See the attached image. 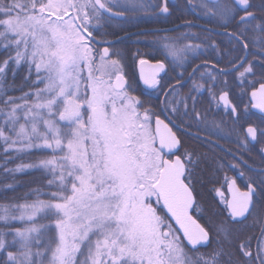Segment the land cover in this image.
<instances>
[{
	"label": "snow or ice",
	"instance_id": "snow-or-ice-1",
	"mask_svg": "<svg viewBox=\"0 0 264 264\" xmlns=\"http://www.w3.org/2000/svg\"><path fill=\"white\" fill-rule=\"evenodd\" d=\"M147 7L145 0H0V49L8 54L0 64V77L9 64L24 61L35 68V83L44 84L43 88H35L21 97L0 98L4 125L14 134L7 135L4 125H0V139L7 145L4 151L41 148L60 153L41 159L36 165H20L16 169H49L54 177L49 186L57 188L50 193V200L0 204V221L5 224L12 220L32 222L38 214L56 217V234L47 237L44 250L33 252V243L38 244L37 237L42 238L51 225L32 223L15 229L11 234L19 248L7 252L3 264H44L42 257L49 252L48 264H223V248L212 247V242L220 244L222 239L226 240L233 220L246 218L253 206L256 187L249 183L241 190L235 178L225 177L230 198L220 190L217 195L227 208L229 219L214 225L194 219L189 212L194 204L188 168L192 164L191 154L165 158L181 145L169 126L179 128V125L168 116L166 123L131 94L121 61L110 58L119 53L93 46L109 43L97 40L94 35L109 21L127 19L125 13H137ZM199 7L220 27L227 28L235 21L237 31L225 34L247 51L244 38L250 30L248 25L258 19L248 11L252 7L249 0H201ZM162 11H168L167 5ZM241 11L243 15H239ZM259 19L262 22L253 30L261 35L254 37L252 43L261 45L260 55L264 56V18ZM179 39L164 36L156 41L173 70L189 62V54L200 48L196 44H178ZM245 61L246 56L240 57L236 64L229 62L230 69L216 72L224 75L235 71ZM139 63L144 84L160 87L157 77L166 71L165 63L150 64L144 59ZM253 63L248 62L244 71L239 72L240 78L254 74ZM145 66L150 69L147 73L143 70ZM200 67L207 64L197 65L188 79L192 80ZM178 75L183 79V73ZM200 78L211 81L207 87L213 101L217 104L222 101L232 113L237 111L229 92H221L217 100L213 91L217 75L210 70L200 73ZM252 83L250 103L264 112V82H259L258 87ZM183 86L177 81L165 91L161 114L170 113L177 120L191 116L197 121L198 131L225 135L215 121L208 122L206 116L196 111V98L191 91L180 95L177 89ZM202 88L205 84L193 80L194 90ZM29 97L34 98L31 103ZM18 100L23 103H17ZM261 136L264 128L249 125L240 142L246 146L249 137L258 141ZM261 152L264 153V147ZM154 205L165 208L170 218L160 215ZM14 210L19 215H14ZM8 234L0 231V250L8 246L4 239ZM200 246L209 250L200 252ZM239 248L253 264H264V224L255 255L251 251V238ZM85 251V259L79 260L78 255ZM227 264H231L230 258Z\"/></svg>",
	"mask_w": 264,
	"mask_h": 264
},
{
	"label": "flooded vegetation",
	"instance_id": "flooded-vegetation-1",
	"mask_svg": "<svg viewBox=\"0 0 264 264\" xmlns=\"http://www.w3.org/2000/svg\"><path fill=\"white\" fill-rule=\"evenodd\" d=\"M200 2L201 0H145V4L148 5L145 10L125 13L127 19H113L115 22L112 25L126 31L123 35L118 36L114 41H107L109 43L93 46L101 51L108 47L112 52L114 50L112 45L115 46L117 42L126 38H135L137 46L134 48V53H137V56L152 54L151 57H136L138 85L150 89L156 88L144 84L139 63L141 59L151 63L163 61L166 71L160 73L157 79L161 82L163 76L168 75V89L170 85L181 81L184 86L177 89L180 95H187L191 91V95L196 98V111L206 116L208 122L215 121L224 130L225 135L223 136L211 135L207 131H198L195 126L197 121L191 116L177 120L168 113V117L174 120L179 128L173 127L172 124L169 126L181 140V145L174 150L173 154L168 155V159H174L177 155L184 158V154H191L192 164L188 165V168L190 169L189 180L193 189L194 204L190 212L201 224L214 225L220 220L229 219L228 210L220 196L217 195V190H220L230 198L225 177L229 180L235 178L241 190H245L249 183L254 184L256 195L253 197V206L250 212L246 213V218L237 217L230 224L231 241L229 242L231 264H253V260L243 257L239 248L242 242L251 238V251L255 255L257 238L260 237L261 226L264 224V184L261 183L264 181V172L260 171L264 169V153L261 152V148L264 147V136L258 137V141H253L249 137V143L246 146L240 142L244 139L249 125L264 128V112L252 107L249 98L253 87L252 82H255V87H258L259 82H264L261 79L263 75L256 74L253 64L254 74L239 77V72L244 71L248 62H253L250 47L253 40V24L250 21L248 25L250 30L244 38L248 43V49L245 51L241 43L225 34L235 32V21L227 28L220 27L214 20L203 14L199 7ZM249 3L252 7L248 11L255 15L258 10L264 9V0H249ZM165 5L168 8L167 12L162 11ZM239 15H243V11ZM188 24L193 26L186 27L185 25ZM184 34H187L186 38ZM164 36L180 37L178 44H196L200 45V48L189 54V62L182 67L176 66L173 70V65L165 59L163 49L156 43L158 38ZM96 39L100 40L97 37ZM236 44L239 47H236ZM244 56L247 57V61L244 62L243 67L237 66L235 71H228L224 75L216 72V69H230L232 66L230 61L236 64L239 58ZM204 64H207V67H200L195 77L192 80L188 79V74L197 65ZM210 70L217 75V83L213 89L217 100L221 92H229V99L237 109L235 113H232L230 108L226 109L222 101L217 104L212 100L207 87L211 81L200 78V73ZM179 73H183V79L178 75ZM193 80L205 84V88L199 91L194 90ZM188 104L191 109V101H188ZM189 124L192 127H189ZM161 208L170 218L167 210ZM237 220L241 222L236 223ZM171 222L174 227L178 228L174 220ZM199 250L207 252L209 249L206 246H200Z\"/></svg>",
	"mask_w": 264,
	"mask_h": 264
},
{
	"label": "trees",
	"instance_id": "trees-1",
	"mask_svg": "<svg viewBox=\"0 0 264 264\" xmlns=\"http://www.w3.org/2000/svg\"><path fill=\"white\" fill-rule=\"evenodd\" d=\"M258 19L252 20V35L253 38L261 35L258 31L253 30L255 25L260 24L262 21L259 18H264V11L258 10L256 13ZM114 20L109 21L105 24L100 32L95 33V36L104 41H114L118 36L123 35L125 32L112 25ZM237 31V27L235 29ZM117 40H115L116 42ZM115 52L119 53L117 58L121 61L123 66V73L125 74L128 85H130L131 94L139 97L144 102L145 108H151L155 115H160L162 120L168 123L165 118L168 116L167 112L161 114L164 107L163 101L165 99L164 93L168 90V75H164L162 81L160 82V87L156 88H146L144 86L138 85V71L136 57H151L152 54H139L134 53V48L137 46L135 44V38H126L121 42H117L112 45ZM236 47H239L236 44ZM251 57L254 62V70L256 74L263 75L264 77V56L260 55L261 45L259 43H251ZM7 53L0 49V64L3 60L7 58ZM135 55V57H134ZM36 74L35 68L24 61L19 64L11 63L5 69L2 77H0V98L6 99L7 97H21L25 93L34 91L35 88H43L44 84H36ZM134 90V91H133ZM34 98L29 97V102L31 103ZM17 103H23V101L18 100ZM2 106V105H0ZM10 107V106H9ZM143 111V109H141ZM154 120V118H153ZM21 119V123H23ZM0 125H4V116L0 114ZM18 127V125H17ZM43 130V128L41 129ZM4 131L7 135L13 136L14 134L8 131L7 125H4ZM7 147L3 139H0V204L3 205H17L23 203H31L37 199L48 201L51 199L50 193L57 191L55 185L49 186V181L53 180L54 177L49 169H44L40 167H23L20 170H16L18 166L24 165H36L41 159L50 158L53 155H60V153H53L50 149L32 148L26 149L23 152H16L9 149L7 152L4 149ZM36 190H39L37 192ZM14 215H19L15 210ZM55 219L56 217L44 218L39 215L34 219V221H19L12 220L8 224L0 221V231L9 233L5 235L4 239L8 245L5 249L0 250V264L7 259V252H16L19 248L18 243H13L12 232L17 229H23L25 227L31 226L32 223L37 225L49 224L51 227L46 233L43 234L42 238L37 237L39 243H33L32 250L35 252L37 249L44 250L47 243L48 236H54L56 234L55 229ZM35 235V234H34ZM231 235V233H230ZM228 236L226 240L222 239L221 243L218 244L216 240H213L211 246L221 247L225 253L223 258V264H227L228 258L230 256V244L231 236ZM50 258V252L42 257L44 264H48V259ZM35 259V257H34ZM11 264V262H9Z\"/></svg>",
	"mask_w": 264,
	"mask_h": 264
},
{
	"label": "rangeland",
	"instance_id": "rangeland-1",
	"mask_svg": "<svg viewBox=\"0 0 264 264\" xmlns=\"http://www.w3.org/2000/svg\"><path fill=\"white\" fill-rule=\"evenodd\" d=\"M86 74V73H85ZM155 127V123H154V120H153V128ZM42 129V128H41ZM167 157V156H166ZM165 157V158H166ZM155 198H153V200H154ZM155 207H157V209H158V213L160 214V215H162V216H166V218H168V216L162 211V206H159V205H154ZM93 239H95V238H93ZM85 256H86V251H85V253L83 254V255H78V259L79 260H83V259H85Z\"/></svg>",
	"mask_w": 264,
	"mask_h": 264
},
{
	"label": "water",
	"instance_id": "water-1",
	"mask_svg": "<svg viewBox=\"0 0 264 264\" xmlns=\"http://www.w3.org/2000/svg\"><path fill=\"white\" fill-rule=\"evenodd\" d=\"M116 19H122V18H116ZM149 62V61H148ZM150 64H155V63H151V62H149ZM144 72L145 73H147L148 71H150V69L147 67V66H145L144 67ZM140 71H141V65H140ZM162 73V72H161ZM166 159H168V156L166 157ZM189 212H190V209H189ZM190 214H191V212H190ZM194 218V217H193ZM195 219V218H194Z\"/></svg>",
	"mask_w": 264,
	"mask_h": 264
}]
</instances>
